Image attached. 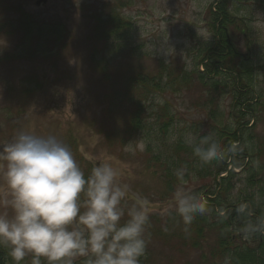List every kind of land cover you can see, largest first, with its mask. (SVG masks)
<instances>
[{"label": "rangeland", "instance_id": "rangeland-1", "mask_svg": "<svg viewBox=\"0 0 264 264\" xmlns=\"http://www.w3.org/2000/svg\"><path fill=\"white\" fill-rule=\"evenodd\" d=\"M36 1L0 0V145L11 142L19 131L55 135L67 146L74 142L81 169L91 172L100 163H110L120 180L147 200L150 235L140 264H208L207 257L217 246L216 232L206 227L192 245V233L184 232L175 214L179 184L176 180L168 192L159 174L185 132L213 133L221 143L226 137L222 132L237 128L239 142L253 156L245 162L252 173L264 177V0H226L229 18L240 25L227 26L240 61L237 68L250 71L241 75L231 64L215 75L220 63L211 65L208 56L199 63L202 48L211 46L213 38L207 7L212 5V11L222 0H45L38 5ZM115 11L126 21V30L94 42L97 17ZM20 12L43 34L62 30L58 47L45 36L24 42L23 34L8 23L16 24ZM46 47L51 55L27 58L42 54ZM92 54L103 65L100 72L90 65ZM140 76L158 80V88L145 87ZM28 77H35L32 84L37 80L40 87L26 96L19 85ZM130 118L141 121L137 132L143 137L131 130L133 138L128 141ZM166 121L170 125L163 131ZM154 140L162 153L157 174L146 152L147 143ZM174 150L173 158L180 157L181 151ZM174 162L176 169L182 167ZM221 176L213 180L189 174L183 185L192 194L206 193L223 203L214 184ZM245 177L246 172L233 178L231 192L239 199ZM4 199H10V193L0 168V202ZM133 200L130 196L127 204ZM260 200L257 195L256 202ZM0 212L11 214V209L0 203ZM252 216L257 219L258 214ZM221 261L216 258L213 264H224ZM74 264H84V258Z\"/></svg>", "mask_w": 264, "mask_h": 264}, {"label": "clouds", "instance_id": "clouds-1", "mask_svg": "<svg viewBox=\"0 0 264 264\" xmlns=\"http://www.w3.org/2000/svg\"><path fill=\"white\" fill-rule=\"evenodd\" d=\"M183 143L201 164L222 161L237 145L224 147L213 133L185 132ZM140 150L144 145H139ZM0 168L10 193L0 212V246L8 249L13 264L31 256V264H140L148 244V202L120 180L110 163H100L86 177L71 149L55 135L19 131L0 145ZM258 164V162H257ZM187 168L174 171L179 186L174 193L175 214L184 232L198 215L208 211L207 201L185 190ZM134 197L128 205L129 197ZM247 205L237 211L245 213ZM264 235V216L244 226L247 239ZM224 264H230L225 257Z\"/></svg>", "mask_w": 264, "mask_h": 264}, {"label": "trees", "instance_id": "trees-1", "mask_svg": "<svg viewBox=\"0 0 264 264\" xmlns=\"http://www.w3.org/2000/svg\"><path fill=\"white\" fill-rule=\"evenodd\" d=\"M216 4V2L212 3ZM211 6L207 7L208 17H209V26L212 29V44L211 46H204L202 48L203 57L199 60V63L203 62L209 57L210 64L216 65L219 70L215 72V75L220 74L219 71H222L227 68L228 65H232V69L237 68V63L240 61L237 59V52L233 48L227 33V26L229 25H239V23L232 22L227 13V3L226 0H222L221 4L216 6L211 11ZM210 9V10H208ZM14 20H9L8 23H11L14 26L17 32L23 34V40L28 41L33 38H41L45 36V39L48 38L55 43L53 47H58L59 41L62 39L63 31L60 33L53 34L48 32L43 34L40 28H36V25L32 22V19H29L26 15L23 16L20 12L17 23H13ZM126 30V21H123L119 18L118 14L111 13L107 16H98L96 24H94V29L92 33V40L94 42H99L100 40H110L116 38L120 32ZM46 42L48 43V41ZM106 44V42H104ZM48 47L42 52V54L33 53L32 56L28 54V59L34 57L45 58L46 54L51 55L53 52H48ZM101 64V66H100ZM90 65L92 69L100 72L103 70V65L94 54L90 57ZM241 71L238 72L239 75L242 73H248L247 69L237 68ZM203 75V74H202ZM141 77V76H140ZM32 79L35 77H28V81H25L19 85V90L22 91V94L28 96L33 93L34 89L40 87L39 81L35 80L32 84ZM145 87L158 88V80L155 81L153 77L142 76L140 79ZM199 81H202V76L199 78ZM137 106H140V103L136 102ZM161 127L163 131H166L169 127V121H166ZM142 127L141 121L137 118H130L128 132V141L132 140L133 136L131 135V130L133 133L137 134V138L143 137L137 132ZM136 130V131H135ZM238 129L235 128L231 131L222 132V136L226 135L225 139L220 143L224 147L231 146L233 144L237 145V151L235 154L229 153L224 162L221 161L218 164H215L216 161H213L211 164H201L198 158L193 154V151L190 147L186 146L183 141L176 142L173 146L175 148L174 152L177 154L181 151V154L184 155V158L181 156L173 158V148L171 149L169 156L166 157L170 160L166 164L163 174H159L160 178L163 180L164 189L168 192L172 191V187L176 184V176L173 171L176 169L177 160L182 167L187 168L185 179H189V174H194L196 178L198 177H213V180H217L218 176H221L218 180V183L215 181V185L219 188L217 193L220 195L223 203L217 202L216 200H211L209 196H206V193L202 196L205 200L209 199L210 204H207L208 211L205 215H198L193 221L192 225L189 228V232L192 233V245L196 239L200 238L203 234V231L206 227L215 231L217 234V246L210 252V255L207 257L208 264H213V260L216 258H222L225 260V257L230 258V264H264V235L262 234H252L247 239L241 235L243 234L244 226L250 222H254L256 219L253 218L252 212H256L258 217L264 216V177H261V173L251 172V167L245 161L249 160L253 156L247 153L246 148L239 142L240 139L236 136ZM242 145L241 147L239 145ZM68 147L73 150V155L76 158L78 157V152L75 150L74 142L73 145H68ZM146 152L150 154V159L152 163L153 173H158L159 168L162 164L161 157L162 153L160 152L159 143L154 140V143L150 142L146 145ZM225 163V161H227ZM247 165V166H246ZM229 167V169H228ZM237 170V172H235ZM246 172V177L244 179V192L242 198H238L231 192L233 186V178L239 174ZM87 177V175L85 174ZM178 182V180H177ZM247 189L251 190L248 191ZM215 189L211 192L210 195H214ZM257 195H260L262 201L256 202ZM247 205V210L245 213H239L237 209L240 205ZM218 212L215 216L213 213ZM217 217V218H216ZM207 223L204 227L203 224ZM244 235V234H243ZM240 239V240H239ZM224 263V261H221ZM0 264H13L10 256L8 255V249L4 246H0ZM22 264H31L30 260H24Z\"/></svg>", "mask_w": 264, "mask_h": 264}, {"label": "water", "instance_id": "water-1", "mask_svg": "<svg viewBox=\"0 0 264 264\" xmlns=\"http://www.w3.org/2000/svg\"><path fill=\"white\" fill-rule=\"evenodd\" d=\"M41 2H45V0H37L35 3L36 5L40 4Z\"/></svg>", "mask_w": 264, "mask_h": 264}]
</instances>
